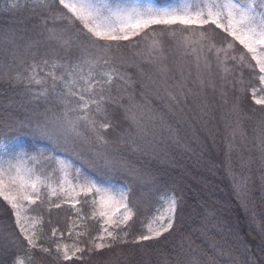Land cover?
<instances>
[{
	"label": "snow or ice",
	"instance_id": "6c2138e0",
	"mask_svg": "<svg viewBox=\"0 0 264 264\" xmlns=\"http://www.w3.org/2000/svg\"><path fill=\"white\" fill-rule=\"evenodd\" d=\"M27 12L23 29L0 30V83L12 87L23 85L22 100L17 107L22 113L0 110V201L14 218L13 223L0 226V251H17L11 264H41L34 256L38 250L53 255L51 247L39 243L43 232L42 215H32L37 208L53 209L68 206L76 219L68 228L69 235L84 222L91 220L99 231L87 241V247L77 246L87 232H76L77 243H55L57 264H84L86 254L110 250L124 244L155 241L173 229L180 198L175 193L159 197L162 207L155 214L141 218L146 210L149 192L134 196L132 183L119 186L113 178L126 174L141 186L152 183L139 170L132 169L113 145H128L138 151L134 137L127 130L118 141L108 139L115 130L108 105L117 81L131 82L120 70L123 58L117 57L123 43L136 38L146 41L136 55L147 63L160 62V81L151 80L157 93L163 90L175 103L187 101L193 90L215 87L213 63L225 74L237 68L259 71V92L264 93V0H173L157 4L152 0H3L0 13L16 15ZM223 36L218 40V36ZM166 45L194 59L196 76L191 69L178 66L180 80L168 83L165 59ZM242 50L237 53V48ZM254 62V63H253ZM243 76V72L240 73ZM225 77H222V79ZM239 83H244L241 79ZM191 84V87L189 85ZM173 89L175 91H173ZM256 104L264 105V95ZM131 99V97H130ZM33 105V107H27ZM11 106V101L7 107ZM137 109H141L138 111ZM142 106L125 108L126 118L137 134L145 128ZM259 127L264 128V123ZM235 134L233 133V136ZM36 140L31 150L20 138ZM51 147H40L39 140ZM260 160L264 164V132L258 137ZM61 153H69L70 156ZM88 165L93 174L78 166L75 159ZM88 214L83 213L84 208ZM140 225V234L130 240L132 228ZM51 223V220H49ZM264 232V225H261ZM58 229H51L50 240L57 239ZM60 239L63 233H60ZM27 245L26 249L24 245ZM214 255L206 264H220L225 255L213 243ZM23 249L26 256L19 255ZM243 264H264V244L258 252L245 248ZM75 258V259H74ZM191 264H200L195 258Z\"/></svg>",
	"mask_w": 264,
	"mask_h": 264
},
{
	"label": "trees",
	"instance_id": "16d2710c",
	"mask_svg": "<svg viewBox=\"0 0 264 264\" xmlns=\"http://www.w3.org/2000/svg\"><path fill=\"white\" fill-rule=\"evenodd\" d=\"M26 16L27 12L16 15L0 13V30L9 28L20 30L30 27L34 21L26 20ZM140 39L138 37L135 40L137 42ZM217 39L222 40L223 36H218ZM123 44H125V49L130 47L128 43ZM241 50L238 47L237 53ZM0 62L7 63L8 59L0 55ZM241 72H243V76L240 75ZM234 74L241 76L244 81V83H236L234 95L230 92L229 86V94L226 96L220 94V91L218 94L214 91L215 94H213L210 91L212 87H207L205 97L199 96L197 99L198 102H201V99L203 101L205 98L204 105L208 103L207 98L211 102V97L218 100L219 106H226L227 103L236 104V110L232 116L239 118L241 126L244 127V145L242 144L237 152H239L238 156L244 158L243 163L245 165L242 163L241 166H238L235 163L234 172L246 182V190L236 196L229 189L230 175L219 170V161H216L218 153L214 155L215 164H213L212 156L204 152V147L201 149L200 146L201 150L196 148L192 155L184 154L183 159H181V161L184 160L188 170H192L191 172L187 173L184 169L177 170V168L175 170L184 179L173 180L163 177L153 183L157 191L150 193V200H157V196L169 193H175L180 198L173 229L155 241L136 245L124 244L110 250L86 254L83 258L84 264H191L194 258L199 260L200 264H206L207 257L214 255L209 247L213 243L225 253L223 257H218L220 264H243L247 258L246 247L253 252H258L259 247L264 244V232L261 231L260 227L264 225V164L261 163V154L258 148V137L261 132H264V128L259 127L264 123V105L256 104L251 93L252 88L260 86L258 69L253 72L237 68ZM135 87V91L131 92L128 89L133 87H124L120 81H117L113 86L112 94L122 96V105L125 102L135 101L140 105L151 104L152 107L158 108V111L166 112L162 101H159L161 104L156 102L140 85ZM23 91V85L12 87L10 84L0 83V110L12 112L14 115L22 113L23 110L19 109L17 104L22 100ZM127 91L128 94L123 93ZM124 95L128 97L123 98ZM10 101L11 106L5 109ZM118 101L108 105L111 119L115 125V130L108 133V138L111 139L115 138L121 128L128 124L123 110L117 105ZM27 107H33V105H27ZM207 109L206 107L203 110L195 108L196 114L192 113L195 116L193 120L196 122L198 119L199 121L202 120L201 128L206 131V136L212 135V138H221L220 132H222V126L225 122L223 115L226 114L222 113V117H220L219 110L213 113ZM168 117L165 119H170ZM23 138L25 146L31 150L36 140L31 136ZM46 144L47 147H51L49 142ZM230 155V164L233 166L234 160H237L236 151L230 152ZM181 165L183 167L182 162ZM214 165L215 168H213ZM126 182L131 183L128 179ZM133 187L136 197L145 188L139 184H133ZM61 208L64 209L65 207ZM61 208L53 209L51 213L46 208H38L39 214L44 219L40 242L43 246L47 244L48 238L51 236V229L56 226V224L49 223L50 216L55 211L62 210ZM149 209L146 207V210L142 211L141 218L146 217ZM13 220L14 218L6 204L0 201V226L12 224ZM57 228L61 230L60 227ZM131 231L130 240L134 239L140 232L138 222ZM26 247L25 244L24 248L26 249ZM82 247H87V244ZM17 254L15 250L0 251V264H11L12 259ZM19 255L26 256L27 253L21 249ZM55 255V250H53L52 256H46L38 250L34 253V256L40 259L41 264H57Z\"/></svg>",
	"mask_w": 264,
	"mask_h": 264
},
{
	"label": "rangeland",
	"instance_id": "374dc122",
	"mask_svg": "<svg viewBox=\"0 0 264 264\" xmlns=\"http://www.w3.org/2000/svg\"><path fill=\"white\" fill-rule=\"evenodd\" d=\"M2 2L3 0H0V3ZM152 2L157 4H164L173 2V0H152ZM145 44L146 41L141 38L137 42L135 40L134 43L129 44L130 47L128 49L124 48L125 44L121 45V48L123 49H120V51L117 52L116 55L117 57L123 58L124 64L120 65L118 63V66L120 67L121 71L127 73V75L131 78V82L129 84H125L123 81H120V83L124 87H133L128 89L131 92L135 91L136 85H140L143 90H145L151 97L155 99L156 102H163L164 111L166 112L162 113L161 111H158V108L152 107L151 104L140 105L135 101L125 102L122 105V96L120 94L118 96H115V94L113 93L112 95L116 98L115 102L119 100L117 102V105L120 106L124 114L125 108H128L131 105L142 106V109L145 110L142 113L144 117L142 123L145 130L138 135L135 126L131 125L130 121L125 117L126 120H128V124L121 128V130L118 132V135L116 134L115 138H108L110 140L118 141L120 139L119 134L125 132L126 130L130 132L134 137H136V144L139 146L138 151H133L132 148L128 145H113V148H116V151L111 152L110 150V153L116 155L117 157H123L129 162V166L132 169L139 170L140 175L144 179L152 180L151 184L143 186L145 188L140 191V194L137 197H140L142 192H149V189L154 187L153 183H156V181H158L160 178L167 177V179L171 178L173 180L184 179V177L178 175L179 173H176L175 170L177 168V170L184 169V171L187 173L191 172L192 170L189 171L188 167L185 166L184 160L181 161V159H183L184 154L192 155L194 149H200V146L201 149L202 147H204V152L209 154V156H212L213 164H215L214 155L218 153L216 155V161H219V170H222L224 173L230 175L229 189H231V191L234 192L236 196L237 194H242V191L246 190V182L238 177V174L234 172V164L236 163L238 164V166H241L244 162V158L242 156H238L239 152H237L242 147V144L244 145V127L241 126L238 120L239 118L237 119L235 118V116H232V114L234 115V112L236 110V104L227 103L226 106H219L218 100H215L214 97H211V102L207 98L208 105H204L205 98L203 99V101L201 99L202 103L198 102L197 98L199 96L201 98L205 97L207 87L198 92L196 89H194L193 94H190L188 96L187 101H185L183 98H180L181 102L179 104L171 101V99L163 90H160L159 93H157L155 86H153L150 82V78L151 80L160 81V62L157 61L156 63H147L142 57L136 55L137 52H140L144 49ZM163 63L167 65V68L169 69L167 75L169 77L168 83L170 85L180 80V73L178 71L179 65L185 66V75H187V69H191L192 79H194L196 76L193 57L184 56L180 51L175 50L170 45H166L165 59ZM222 77L225 78L222 79ZM204 78L206 81L209 79L214 81L215 87L210 88V91L213 92V94H215V92L216 94H218L220 91V94L224 96L229 94V89L230 92L234 95L235 87H237L236 83L242 79L241 76L235 75L234 72L225 76L224 73L216 68L215 63H213L211 76H209L207 73H204ZM217 84H219L220 86ZM189 87H191V84L189 85ZM260 87L261 85L259 87H256L257 99H259L261 95H264V93L259 92ZM173 91L175 90L173 89ZM123 93L128 94V91ZM125 97L128 96L124 95L123 98ZM159 104L161 103L159 102ZM205 107L208 108L207 110H210L213 113L219 110L220 117H222V113L226 114L223 115V118H225V122L222 126V132H220V139L216 137L212 138V135L206 136V131L201 128L202 120L199 121L198 119L197 122L193 120L195 116H193L192 113L196 114L195 108L203 110ZM137 110L140 111L141 109ZM165 117H168L170 119H165ZM233 133L235 134L234 136ZM20 139L24 141L23 137ZM46 142L48 141L41 139L38 144L40 147L50 148L46 146ZM23 146H25V144ZM221 150L222 152H220ZM234 151H236L237 160H234L232 166L229 159L231 158L230 152ZM61 154L70 156L69 153ZM181 162L183 163V167L181 165ZM75 163L78 166H83L84 170L89 172V174H93L88 165L83 161L75 159ZM243 165L245 164L243 163ZM213 168H215V165ZM127 179L132 184L141 185L139 181H132L126 174H121L113 178L114 183L118 184L119 186H125L127 184ZM150 195L151 194L148 195L145 201V208H150L148 213L146 214V217H150L151 215L155 214V210L157 207H162V202L159 199L161 195L156 197L157 200H150ZM64 207V209L61 208L62 210H57L52 216H50L49 220H51V224H56L55 228L60 227L61 230L57 228V239L53 241L48 238L49 240L47 244L44 245V247H51L53 250H55V243H66L71 247L73 243H77L76 232H87L88 235L80 237L77 244V246L82 247L84 244H87V241L91 237L95 236L99 231V226L91 220H88L84 222V226L75 228L70 236L68 228L72 224L73 220L76 219V217L74 211L70 207ZM83 213L88 214L89 209L85 207L83 209ZM31 214L40 215L38 208ZM61 232L63 233L62 239L59 238ZM42 234L43 232L39 236V243L42 240ZM138 234H140V232ZM50 244L51 246H49ZM25 264H28L27 260L25 261Z\"/></svg>",
	"mask_w": 264,
	"mask_h": 264
}]
</instances>
